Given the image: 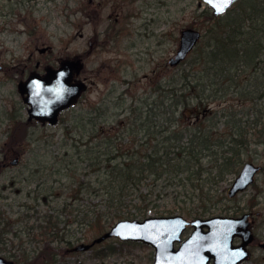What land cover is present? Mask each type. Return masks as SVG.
I'll use <instances>...</instances> for the list:
<instances>
[{"label": "rangeland", "instance_id": "1", "mask_svg": "<svg viewBox=\"0 0 264 264\" xmlns=\"http://www.w3.org/2000/svg\"><path fill=\"white\" fill-rule=\"evenodd\" d=\"M207 9L203 0H94L92 4L87 0H0V63L6 66L5 71H0V159L5 149H14L20 155L17 165L0 167L1 254L8 257L14 253L20 264H26L36 247L44 246L36 231V214L55 206L60 208L70 191L65 187L67 178L59 172L65 170L68 161L77 159L76 144L83 139L82 132L83 141L87 139L89 118L106 119L102 123L114 129L128 109L130 112L151 104L165 106L167 88L181 84L183 69H190L188 61L193 53L178 66L170 67L167 61L178 47L181 29L193 26L204 34L212 24ZM76 54L84 56L82 76L88 78V89L78 103L62 112L55 125L27 121L28 113L17 90L19 79L33 70L42 72L47 64L57 65L59 58ZM37 61L41 64L38 68ZM240 102L229 98L223 104L227 108L234 104L233 108L248 112L245 109L250 100L245 105ZM96 107L102 116H96ZM239 117L244 121L255 119L249 115ZM165 122L161 121L164 125ZM260 127L261 123L257 128ZM248 136L237 170L245 161L262 164L255 182L235 197H226L236 175L229 170L219 182H212V186L207 183L210 194L203 202L199 197L206 192L200 191H193L191 201L194 199L193 205L199 211H252L258 241L264 238V136L257 138L251 132ZM204 160L203 169L207 171L212 161L208 157ZM101 200L99 196H86L79 202L72 198L70 201L77 206L90 205L92 210ZM176 212L182 213H171ZM67 219L70 229L65 234L73 245L89 242L101 233L93 221L85 224L73 215ZM52 243L69 246L65 242ZM256 243L252 244L250 259L243 264H264V251ZM153 260L154 249L150 245L111 237L90 250L66 251L56 264H152Z\"/></svg>", "mask_w": 264, "mask_h": 264}, {"label": "trees", "instance_id": "2", "mask_svg": "<svg viewBox=\"0 0 264 264\" xmlns=\"http://www.w3.org/2000/svg\"><path fill=\"white\" fill-rule=\"evenodd\" d=\"M206 11L212 24L192 52L190 69H183L181 84L167 88L165 106L130 108L132 113L124 110L120 128L114 129L102 123L106 119L89 118L87 139L83 141L82 132L83 139L76 144L77 159L59 172L67 178L65 187L70 191L60 208L36 214V231L45 243L36 247L26 264H56L66 254L67 247L52 242L72 245L65 234L70 229L68 215L85 224L93 221L94 228L103 232L120 218L177 210L189 216L215 213L207 208L199 211L192 194L206 192L199 197L203 202L210 194L207 183L212 186L225 172L238 171L248 134L264 136V63H260L264 60V0H239L219 16L209 8ZM229 98H238L244 105L250 100L248 112L233 108L234 104L224 106ZM247 115L255 119L239 117ZM206 157L212 161L207 171L203 169ZM86 196L102 200L92 210L90 205L70 201ZM11 254L8 257L18 262Z\"/></svg>", "mask_w": 264, "mask_h": 264}, {"label": "water", "instance_id": "3", "mask_svg": "<svg viewBox=\"0 0 264 264\" xmlns=\"http://www.w3.org/2000/svg\"><path fill=\"white\" fill-rule=\"evenodd\" d=\"M215 15L227 11L237 0H204ZM201 31L187 27L182 29L176 54L169 59L171 65L178 64L201 38ZM83 59L80 56L60 61L57 68L48 66L41 75L31 73L26 80L18 84L23 100L28 104L29 119L56 124L59 113L72 105L86 89V82L75 80L80 72ZM18 162V157L12 160ZM261 168L253 162H246L229 188V195L245 189L254 181L255 173ZM249 213L242 216L214 215L188 220L181 214L150 215L142 219L123 218L116 221L109 230L96 237L90 243H80L74 250H87L94 243L111 236L122 240L143 241L155 249L153 264H240L248 257L247 244L254 238L249 227ZM194 227L188 238L179 247L175 242L181 240V234L187 227ZM242 237V243L234 245L235 236ZM264 247V241L261 243ZM0 264H17L0 254Z\"/></svg>", "mask_w": 264, "mask_h": 264}, {"label": "flooded vegetation", "instance_id": "4", "mask_svg": "<svg viewBox=\"0 0 264 264\" xmlns=\"http://www.w3.org/2000/svg\"><path fill=\"white\" fill-rule=\"evenodd\" d=\"M88 1V0H87ZM90 2V1H89ZM94 2V0H92L89 4H92ZM89 43L90 44H93V42H92V40L90 39L89 40ZM94 45V44H93ZM61 59H63V58H59L58 59V61H60ZM47 65H53V64H47ZM39 66H41V64H40V62L39 61H37L36 62V67L38 68ZM54 66V65H53ZM0 71H5V69H6V66L4 65V64H2V63H0ZM33 71H37V70H33ZM83 71V70H82ZM82 71H81V73L79 74V76H78V79H84V80H86V82H88V78H87V75H84V76H82ZM32 72V71H31ZM30 72V73H31ZM19 80H22V78L21 79H19ZM19 144H21V143H19ZM15 155H17V152L14 150V149H9L8 151L5 149L4 150V152H3V156H2V159H0V167L1 168H4V167H6V166H8V165H10L11 164V161L13 160V158H14V156ZM230 198H233V197H230ZM246 212H249L250 214H249V216H248V220H249V222H250V227H251V229H252V231H253V233H254V235H255V237H254V240H252V242L250 243V245H249V250H250V252L252 253V244H254L255 245V242H257L256 244H257V246L258 247H260V240H258L257 241V235H256V232H255V221H254V219H253V214H252V211H243L242 213H240V214H234V213H227V214H229V215H242V214H244V213H246ZM68 247V246H67Z\"/></svg>", "mask_w": 264, "mask_h": 264}]
</instances>
